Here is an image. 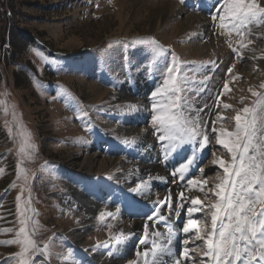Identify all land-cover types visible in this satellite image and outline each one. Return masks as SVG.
<instances>
[{
	"label": "rangeland",
	"instance_id": "rangeland-1",
	"mask_svg": "<svg viewBox=\"0 0 264 264\" xmlns=\"http://www.w3.org/2000/svg\"><path fill=\"white\" fill-rule=\"evenodd\" d=\"M166 2L187 14L204 17L209 24L164 40V31L175 26L153 30V20ZM217 9L216 0H0V264H18L16 254L21 246L3 242L22 239L16 233L21 227L19 221L26 216L31 218L28 232L39 248L48 246L44 255H32L35 264L118 261V238L121 241L126 235L114 230L116 217L123 216L120 212L124 211L117 201L136 197L130 185H144L136 176L137 164L126 175H131L129 178L121 174L123 162H141L144 155L138 152V135L125 129L128 119L137 116L139 104L134 99L143 97L146 85L155 87L145 99L149 112L143 114L147 120L142 127L155 143V161L168 175L174 166L167 159L182 161L181 152L161 161L160 149L167 142L158 140L159 133L151 124V93L163 86L166 68L172 63L179 68L178 94L184 114L197 120L209 135L210 143L201 151L204 156L208 154L201 166H215L211 174H219L218 164L212 163L213 153L228 154L215 142L213 122L216 128L235 129L234 84L247 78L241 54L252 53L264 22L254 23L237 35L228 20L221 28L219 21L212 19ZM203 30H210L212 39L203 38ZM149 40L156 44L140 43ZM195 44L210 47L203 53L194 50ZM253 83L245 85L251 86L243 97L248 103L238 102L243 108H255L264 94V78ZM253 92L260 95L253 96ZM132 104L136 105L134 113L128 108ZM133 140L135 143H130ZM134 147L137 154L132 151ZM183 150L190 153L188 146ZM93 151L99 160L118 159L120 164L97 171L74 165L78 157ZM193 176L197 181L207 179L203 196L207 192L214 200L208 191L214 187L210 176ZM172 178L180 182L178 176ZM173 185L177 194L184 188L175 182ZM97 188L106 189L98 193ZM77 192L89 195L84 198L90 205L101 204L92 218L65 200ZM147 198L138 196L137 201L154 206L157 200ZM185 198L181 201L184 207L189 203ZM176 200L173 195L172 202ZM208 203L205 199L204 204ZM25 208L26 216L20 214ZM157 221L148 222L150 231L158 230ZM142 236L143 230L137 241ZM148 239V245L137 244L136 251L149 252L155 238ZM132 259L137 257L128 256L119 263Z\"/></svg>",
	"mask_w": 264,
	"mask_h": 264
},
{
	"label": "snow or ice",
	"instance_id": "snow-or-ice-1",
	"mask_svg": "<svg viewBox=\"0 0 264 264\" xmlns=\"http://www.w3.org/2000/svg\"><path fill=\"white\" fill-rule=\"evenodd\" d=\"M181 2L184 3L185 0ZM197 3H200V0H197ZM216 3L218 9L212 19L218 20L221 28L227 26L225 21L228 20L237 35H242V30L254 23L264 22V3L261 0H216ZM140 43L155 45L156 41H140ZM160 51L162 52L163 49ZM228 71H232L231 67ZM166 73L163 86L151 93L153 113L151 124L159 133L158 140L162 143L167 142L163 144L165 156L178 154L185 146L189 147L190 155L185 157L171 173L173 177L178 176L183 180L190 169L196 166L200 152L208 146L210 140L208 133L202 130L200 123L194 118L190 119L182 110L177 81L179 68L172 63L167 66ZM224 88H228L227 83ZM252 95L260 94L253 92ZM256 104L258 106L256 108L244 107L238 111L233 131L216 128L213 122L212 131L217 133L215 142L226 150L230 159L215 157L213 153L215 157L212 160L213 165L218 164L223 170L222 174L217 177L218 182L209 189L215 199L212 200L206 192L205 199L209 200L207 205L199 198H193L191 206L186 210L187 219L181 231L187 236L195 230V240L203 242L202 247L205 249L203 256L208 258L207 264H264V121H261L258 126L256 115L258 108L264 110V100L258 99ZM227 107L229 106L225 105V108ZM128 108L134 113L136 105H128ZM130 143H135V140ZM200 171L203 172L204 169L200 168ZM199 183L196 179L187 180L189 186H198ZM203 183L207 184V180ZM141 188V185H137L133 191H140ZM16 199L19 211L21 198L18 196ZM181 201H186L183 191L178 194L175 205L177 218L180 217L181 209L184 208V203ZM165 206L171 214L173 212L171 192L164 200H157L152 210L145 214L143 236L138 241L139 245H148L149 236L159 238L162 235L158 230L150 231L148 222L168 220L169 216L161 214ZM27 211L28 209L25 208L20 214L26 216ZM116 211H120L119 207ZM197 213L201 216L194 218V214ZM30 219L26 216L19 221L21 227L16 236L22 239L3 242L8 245L19 244L21 246V250L16 254L19 257L18 264H35L32 255H44L48 251L47 245L43 249L39 248L37 241L29 234L27 225ZM173 234L171 232L168 234L166 245L163 247L153 239L150 249L152 264H167L162 257H158V254L171 253ZM131 235L135 233H129V236ZM189 239L192 237L188 236L182 241L184 247L181 256L183 259L173 258L172 264H184L185 261L191 259L187 247ZM118 242H120L119 238ZM135 256L137 259L129 260L127 264H138V258L141 256L145 258V264H148L147 251L137 250ZM199 264H206V262L201 259Z\"/></svg>",
	"mask_w": 264,
	"mask_h": 264
},
{
	"label": "bare ground",
	"instance_id": "bare-ground-1",
	"mask_svg": "<svg viewBox=\"0 0 264 264\" xmlns=\"http://www.w3.org/2000/svg\"><path fill=\"white\" fill-rule=\"evenodd\" d=\"M171 3L166 2V4H164L165 9L160 11V13H158V15L153 20V30H158L160 27L163 28L164 26H165V28L166 27L167 28L172 27L173 25L175 26V27H173L174 29L172 31H169V30L164 31V35L165 34L167 35L166 37L163 38L164 40L168 41L172 36H175V34L176 35H178V33L182 34L186 31L190 30L193 27H197L200 25V28H201V27H204V26L209 24V21L207 19H205L204 17L197 16L196 14H194V15L187 14L185 12V10L178 8L173 3L172 4ZM174 30H176V31L174 32ZM168 31L170 33H167ZM212 35L213 34L210 30H205L202 36H203V38H206V39H208V37H210L209 38V40H210V39H212L211 38ZM200 37H201V35H200ZM213 43H211V46H213L212 45ZM209 45L210 44H206V45H204V47H202L201 45L195 44L194 50L195 51H203V53H204L205 50L209 49V47H210ZM251 51H252L251 54L248 53L247 51H246V54H241L242 56H244V61L242 63L244 66H242V69L246 71L247 78L244 81H240V82H237L234 84L236 87V92H237V94L234 96V101H232V104L234 106V110H233L234 118H235L236 114L238 113V111H240L243 108V106L241 104H239L238 102H242L243 104L248 103V101H246L243 97H244V95H246L247 91L249 90V88L251 86L249 88H247L245 85H247L249 82L253 83L254 81L261 80L262 78H264V29L259 30V38L257 39L256 43L252 46ZM253 71H257V73L253 74ZM154 87L155 86H153V85L152 86L146 85L143 88V94H142L143 97L142 98L138 97V98L134 99V101L139 104L138 105V111L135 114L137 116H131V118L128 119V123H127L128 126H127V129H125L128 134H137L138 135V137L140 138L139 140H141V144L138 145V148H139L138 152L139 151L144 152V155L140 160L141 162L134 161L131 159H129V162H130L129 164H126L125 162H123V165L121 167L123 169V171L121 174L126 179L129 178L131 175L129 177L126 175L133 169V165L137 164V171L138 172H137L136 176L140 180L143 181L144 185L142 186L140 191H133V189H136L135 188L136 186L130 185V189L133 191V193L136 195V197L129 196L126 199L121 198L117 201L121 205H123V207H124V211L120 212V213H122V215L124 217L120 216V215L116 217L117 228H114V230L116 233L123 231L126 236L125 237L123 236L124 238L117 244V249L115 250V253H117L116 257L120 256L118 258V261L111 262L110 264H122L119 262H121L123 259L127 258L128 256H134L136 253V249L139 248L137 246V244H138L137 239H138L139 235L142 233V230L144 229V222L143 221L145 220V214L149 213L152 210L153 206L150 207L151 205L149 202H143L142 200L137 201L138 196H140V197L147 196L149 198V200H150V197H154L153 199H155V200H164L169 195V192H171L172 196L174 195L176 197H178V194H179V193L177 194L175 192L176 188L173 187L174 186L173 185L174 179L172 178L173 176L171 175L172 171H170V174L168 175L167 172L165 173L166 169L164 170V168H162L158 163H156L155 158L157 157L156 156L157 152L154 149L155 143L153 142L152 138H149L148 132L145 131L142 127L147 120V118H144L143 114L149 112V109L147 107V103H146L145 99H146V96L148 94H150L151 90ZM249 94H251V93H249ZM242 100H245V101H242ZM261 100H264V94L262 95ZM256 107H258V106L256 105ZM257 113H258L257 114V116H258L257 120H258V126H259L260 122L264 121V110H260L258 108ZM220 128H223V127H220ZM150 145L152 147L151 149H150ZM136 149L137 148H135V147H134V149H132V151H134L135 154L138 153V152H136ZM95 153L96 152L93 151V153H90L89 156L78 157V160L74 163V165L77 167H80L81 169H84V170L91 168V170L97 171L100 169H109L112 166H118L120 164V161L118 159L112 160L111 158L110 159L109 158H102L99 160V158H98L99 155H96ZM200 154H199L200 158L198 161H200V160L202 161L206 156V155L204 156L203 153H200ZM189 155L190 154L187 155V153L186 154L182 153L179 155V157H180L179 159L183 161L185 159V157H187ZM215 157L223 158L225 160L229 159L228 155L224 156V154H221V153L218 154V152H217V154H215ZM197 165L198 164H196V166ZM214 167L213 166H204V167H202L204 169V171L203 172L199 171L197 174L198 175L202 174L203 176L209 175L210 176L209 180H211L212 183L215 184L216 182H218L217 177L222 174L223 170L218 165L217 168L219 169V174L216 177H214L213 176L214 174L213 175L211 174V173H213L212 171H213ZM200 168H201V166H200ZM194 174L195 173L190 174V177H191V175L193 176ZM178 180L181 181V179L179 177H178ZM204 180H207V179L205 178L202 181L198 180L200 182L198 186H189L187 184V181H185V182L183 180L181 181L182 184L184 185V188H185V189L182 188L181 192L183 191L185 196H187V198L189 199V203L188 204L185 203L186 207L181 209V212H180V214L185 215L183 224L187 219L186 210L189 206H191V199L199 198L201 201H203V203L205 202V198L203 196L204 195V188L208 185L203 183ZM104 189H106V188H101V189L97 188V192L101 193L102 191H104ZM88 196H86L84 194L82 195L81 193L77 192V193H74L73 195H68L65 198V200H67L69 203L74 202L75 205H77L80 208H83L84 212L88 216L90 215L89 218H92L96 214L97 207L99 209L101 204L92 200V201L98 203L99 205H96V206L90 205L89 201L86 200L88 198ZM84 197H87V198H84ZM176 203H177V200L173 201V212L171 213V216H170V217H172L171 221L169 220L170 218L167 220L168 222L172 223L173 227L170 230H167V229L161 230L160 232L162 233V235L158 239V244L163 247L166 245V242L168 239V234L170 232L174 233L171 237V239L173 240V244L171 246V253L170 254H167V253L158 254V257H162L163 260H165L167 262V264H172L173 258L183 259V257L181 256V252H182V249L184 247L182 241L184 239H187L188 236L191 235L192 239H189V243H188L187 247H189L190 245H194V246L195 245H197V246L201 245V247L196 246V249H193V250L189 249V256L191 257V259L188 261H185L184 264H199V261L201 259H203L207 264L208 258L203 256V252L205 250L202 247L203 242H202V240H195V230H193L192 233H189L186 236L181 231V227L183 225L181 226L180 223L176 222V218H177L175 216V205H176ZM166 207L167 206H165V208H163L164 212L162 211L163 209L161 210V212L165 213ZM131 212H133V213H131ZM199 214L200 213L194 214V218L200 217L201 214H200V216H199ZM126 217H128V218L126 219ZM134 220L137 221V222H135V225H134ZM85 221H86V219H85ZM198 227H202V226H198ZM84 228L86 229L87 227H84ZM140 228H141V230L138 233H135V235L129 236V233H134L135 230L137 231ZM201 234L203 235V232H201ZM193 240H195V241H193ZM147 259H148V263L152 264L151 252H150V254H148ZM142 261H143V263H145L144 257H143ZM140 264H142V263H140Z\"/></svg>",
	"mask_w": 264,
	"mask_h": 264
}]
</instances>
